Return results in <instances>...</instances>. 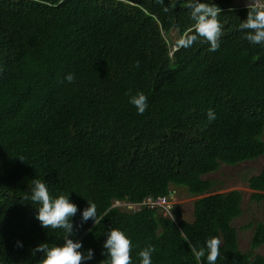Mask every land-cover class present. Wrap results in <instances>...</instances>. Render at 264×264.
Returning a JSON list of instances; mask_svg holds the SVG:
<instances>
[{
	"label": "trees",
	"instance_id": "1",
	"mask_svg": "<svg viewBox=\"0 0 264 264\" xmlns=\"http://www.w3.org/2000/svg\"><path fill=\"white\" fill-rule=\"evenodd\" d=\"M195 2L0 0V264H39L43 253L33 249L64 243V230L43 228L39 205L24 199L34 179L77 206L69 238L93 250L85 264L107 259L112 228L132 241L133 264L149 244L157 249L152 264H207V251L198 261L190 243L206 247L213 236L222 241L216 264H264V220L251 226L242 252L233 222L243 215V193H218L205 178L264 156V46L243 38L248 6L200 0L221 9L219 50L203 38L173 49L167 37L192 29ZM69 73L74 83L64 80ZM129 89L148 97L144 114L129 104ZM247 183L251 200L264 202V165ZM172 187L198 198L193 222L175 205L174 219L148 206L113 208L172 200ZM88 202L97 206L96 225L81 223Z\"/></svg>",
	"mask_w": 264,
	"mask_h": 264
},
{
	"label": "clouds",
	"instance_id": "2",
	"mask_svg": "<svg viewBox=\"0 0 264 264\" xmlns=\"http://www.w3.org/2000/svg\"><path fill=\"white\" fill-rule=\"evenodd\" d=\"M162 2V0H158ZM190 18L194 21L192 29L181 35L175 44L177 49L190 48L198 39L203 38L210 45L209 51L216 52L220 48V37L223 35L222 24L218 17L221 9L213 3H202L200 0L190 4ZM167 12L168 8L165 7ZM240 30L245 32L244 39L251 45L264 46V3L260 0H249L248 15L244 22L239 25ZM139 67V62L135 65ZM64 80L69 84L75 82V74L69 73ZM63 82V81H61ZM129 97V104L134 106L137 114L142 115L148 108V97L143 92L132 94L129 89L125 93ZM208 121L215 120V113L211 110L207 113ZM203 130V129H202ZM25 200H31L32 203L38 204L36 207L38 215L36 219L45 229H63L64 243L62 246L49 247L46 243L39 244L33 249V255L43 253V258L39 264H85L94 258V252L88 249L87 252L81 251L82 243L75 242L69 238L74 235L72 218L77 214V206L70 202L69 195L60 194L53 198L48 191V185L40 180H32V188L30 195H25ZM92 219L95 223L100 222L97 217V206L95 203L88 202V207L82 212V224ZM174 219V217H173ZM182 238L188 241V237L180 231ZM222 241L219 237L213 236L206 241V247L197 249L190 243L192 255L199 261L205 257L207 251V264H216L220 256V246ZM18 247H22L20 242H17ZM132 241L120 229L112 228L107 233L106 242L103 248L106 250L102 255L107 259L101 261V264H133L132 261ZM138 247V246H137ZM157 249L149 244L139 251L138 256L140 264H152V255Z\"/></svg>",
	"mask_w": 264,
	"mask_h": 264
},
{
	"label": "rangeland",
	"instance_id": "3",
	"mask_svg": "<svg viewBox=\"0 0 264 264\" xmlns=\"http://www.w3.org/2000/svg\"><path fill=\"white\" fill-rule=\"evenodd\" d=\"M264 3V0H260ZM249 0H235L234 4L238 7L248 6ZM179 34L173 31L168 37L171 40V45L175 49V44ZM264 140V136H263ZM264 165V156L258 160L241 163L237 166L222 165L218 172L206 176V179L216 183L218 193H226L237 190L243 193V215L233 222V226L238 230L239 245L242 252L249 251L250 240L253 234L252 225L264 220V202L256 203L251 200L253 191L249 189L247 180L255 175L260 174ZM174 197L172 203L183 214V219L188 222L194 220V202L198 198H194L184 188L172 187ZM113 208L122 210L134 211L139 208L136 204L124 202H115ZM251 227V228H250ZM257 254L264 256V246L257 250Z\"/></svg>",
	"mask_w": 264,
	"mask_h": 264
},
{
	"label": "built area",
	"instance_id": "4",
	"mask_svg": "<svg viewBox=\"0 0 264 264\" xmlns=\"http://www.w3.org/2000/svg\"><path fill=\"white\" fill-rule=\"evenodd\" d=\"M139 207L141 206H148L151 208H158L161 210L164 216H168L173 218L172 209L174 204L172 200L167 197H148L142 204H136Z\"/></svg>",
	"mask_w": 264,
	"mask_h": 264
},
{
	"label": "water",
	"instance_id": "5",
	"mask_svg": "<svg viewBox=\"0 0 264 264\" xmlns=\"http://www.w3.org/2000/svg\"><path fill=\"white\" fill-rule=\"evenodd\" d=\"M171 197L173 198V195H171Z\"/></svg>",
	"mask_w": 264,
	"mask_h": 264
}]
</instances>
